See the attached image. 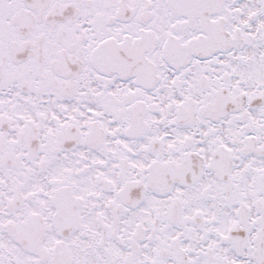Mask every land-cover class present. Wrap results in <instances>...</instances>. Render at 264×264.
<instances>
[{
    "label": "snow or ice",
    "instance_id": "snow-or-ice-1",
    "mask_svg": "<svg viewBox=\"0 0 264 264\" xmlns=\"http://www.w3.org/2000/svg\"><path fill=\"white\" fill-rule=\"evenodd\" d=\"M0 264H264V0H0Z\"/></svg>",
    "mask_w": 264,
    "mask_h": 264
}]
</instances>
